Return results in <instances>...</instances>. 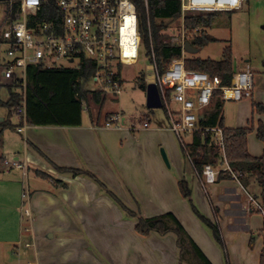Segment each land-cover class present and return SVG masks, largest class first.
<instances>
[{
    "label": "crops",
    "instance_id": "0c3cea01",
    "mask_svg": "<svg viewBox=\"0 0 264 264\" xmlns=\"http://www.w3.org/2000/svg\"><path fill=\"white\" fill-rule=\"evenodd\" d=\"M250 62L238 61L234 56L236 72L247 64L254 71L252 98L235 101L228 92H222L220 98L225 127L249 129L248 153L261 158L264 142L258 138V129L264 127V68L252 67ZM146 81L142 85H149ZM164 112L165 121L159 120L155 127L147 116V128L133 125L122 130L107 129L105 115L94 121L89 117L80 127L27 126L23 132L17 130L24 138L25 151L22 156L17 153L14 160L23 165L21 170L29 184L22 194L27 191L29 200L24 202L21 197L16 211L21 213V234L27 233L26 244L30 245L25 244V259L17 264H180L174 235H140L136 220L126 218L95 181L83 175L59 174L27 141L60 167L94 173L126 205L136 209L133 195L145 217L174 214L212 264H260L264 215L250 204L251 197L261 204L255 180L248 179L247 186L241 179L231 178L206 185L203 175L198 176L184 157ZM189 137L188 144L192 142ZM161 148L168 155L170 168ZM43 173L48 177L44 178ZM181 179L189 182L199 210L218 226L222 245L193 213L181 193ZM26 209L31 214L28 225L23 224ZM0 243L9 244L11 240ZM16 243L18 246L20 241ZM16 248L21 256V247ZM8 260L3 257L0 264H12Z\"/></svg>",
    "mask_w": 264,
    "mask_h": 264
},
{
    "label": "built area",
    "instance_id": "2783aa9c",
    "mask_svg": "<svg viewBox=\"0 0 264 264\" xmlns=\"http://www.w3.org/2000/svg\"><path fill=\"white\" fill-rule=\"evenodd\" d=\"M154 2H175L181 9L179 23L168 42L180 44L183 57L174 60L167 71L161 74L155 60L152 46L150 69L152 78L147 84H155L159 90L162 107L167 113L170 129L183 147L184 137L193 136L201 131L198 123L203 112L211 105L215 92L230 93L235 101L250 99L254 92V71L249 64L237 71L232 84L223 86L218 77L189 70L185 66L188 54L185 45L204 35L203 28H186L188 13L207 14L211 12H233L243 8L245 0H6L0 1L4 7L3 28H0V51L5 49V58L0 62L5 66L3 77L19 87L25 94L27 71L32 66L45 68L71 67L81 68L85 61H91L94 72L91 87L105 97L118 99L123 92L125 71L136 66L145 56L142 52V34L139 23L138 5L143 4L147 15ZM5 27V28H4ZM152 43V42H151ZM191 44V43H190ZM146 57V56H145ZM20 70V74L17 71ZM87 110V109H86ZM18 118L24 125L18 128L23 132L27 127L25 108L19 110ZM122 113L112 114L105 122L107 129L122 130L125 127ZM149 126L148 122L143 124ZM135 128V127H134ZM133 128V129H134ZM213 135V143L223 152L224 160L216 169L206 165L202 172L206 185L217 182L220 174L229 175L239 181L246 176L235 172L224 154V135L220 128L208 129ZM187 160L193 165L188 154ZM9 166L21 169L19 161H4ZM197 175L200 174L197 172ZM22 198L29 200V193L24 191ZM250 204L263 213V206L253 197ZM27 223L31 214L25 210ZM28 231V228L26 229ZM26 246H30L26 244Z\"/></svg>",
    "mask_w": 264,
    "mask_h": 264
},
{
    "label": "trees",
    "instance_id": "16d2710c",
    "mask_svg": "<svg viewBox=\"0 0 264 264\" xmlns=\"http://www.w3.org/2000/svg\"><path fill=\"white\" fill-rule=\"evenodd\" d=\"M138 12L143 43L142 52L151 63L153 46L158 70L164 74L174 60L183 57L182 46L168 42L179 23L181 9L175 2H154L151 5L149 15H147L143 4L138 5ZM219 13L195 15L188 13L185 22L186 28L194 30L200 27L204 30L202 37L193 40V44H191L193 47L203 49L214 42L215 39L209 36L208 31L212 28ZM185 66L189 70L206 73L212 78H220L223 86L231 85L236 74L234 53L230 46L225 47L219 60L201 59L195 56L185 57ZM93 72L94 67L91 61H85L81 68H45L41 65L29 67L25 94L13 83L8 86V101L4 103L0 100V106L4 105L9 109V119L0 121V148L3 147V135L6 130H18L19 126L24 125L23 119L19 126L12 125L10 120V116L18 115L22 108H25L26 124L30 127H80L83 124L84 111L89 114L93 121L95 118H99L106 97L91 87L90 81ZM14 88H17L16 92L13 91ZM221 94L222 91L220 90L215 92L211 105L203 112V119L199 120L198 125L201 131L193 134L190 144L185 147L181 146L182 153L185 158L188 154L192 157L194 168L200 175H202L206 165L220 167L221 161L224 160L223 152L214 145L212 133L206 130L217 127L222 129L225 158L235 172L246 174L240 178L244 185H248V179L253 178L255 180L260 189L259 200L263 206L264 215V155L261 158H254L248 153L247 135L249 129L225 127ZM110 116L107 114L106 120ZM258 138L264 142L263 126L258 129ZM27 144L59 174L83 175L95 181L119 206L126 218L136 220V231L140 235L148 236L152 233L160 236L174 235L180 251V264H212L174 214L166 213L155 217H145L139 202L133 195L132 201L136 209L126 205L94 173L88 170L60 167L31 141H27ZM3 163L4 157L0 156V166ZM41 175L44 178L48 177L45 173ZM218 179H230V176L220 174ZM179 187L195 216L211 231L213 238L222 245L218 226L208 219L194 203L192 190L187 179H181ZM260 264H264V249Z\"/></svg>",
    "mask_w": 264,
    "mask_h": 264
},
{
    "label": "rangeland",
    "instance_id": "374dc122",
    "mask_svg": "<svg viewBox=\"0 0 264 264\" xmlns=\"http://www.w3.org/2000/svg\"><path fill=\"white\" fill-rule=\"evenodd\" d=\"M4 7L0 3V28H3ZM177 30L175 29L173 33L177 34L180 29ZM208 34L215 39L214 42L203 49L196 48L198 50L196 54L188 53L186 57L195 56L201 59L219 60L225 47L230 46L238 61L250 59L252 67L264 68V0H245L241 10L220 12ZM190 43L193 44V41ZM4 49L2 47L0 51L2 59L5 58ZM64 64L67 67L72 66L66 62ZM150 65L147 57L143 56L136 66L126 70L122 95L115 100L111 96L106 97V102L101 110V118L107 114L110 115L111 112L122 113L125 118V128H130L133 125L142 126L147 116L150 117L154 127L159 120L165 121V110L163 108H148L145 93L141 90V85L152 78L153 73ZM4 69L5 66L2 61L0 62V100L6 103L9 99L8 86L13 83L3 77ZM20 72V70L17 71L18 74ZM13 91L16 92L17 88H14ZM1 119H9V109L4 105L0 106ZM10 120L14 126H19L21 123L18 115L10 116ZM83 121L84 123L89 121V114L86 111L83 113ZM3 139L5 145L0 149V156L4 157V161L11 163L17 153L23 155L25 151L24 138L17 133L16 129L6 130ZM184 140L188 145L191 138L189 136L184 137ZM178 142L182 146L179 140ZM8 167L5 163L0 167V185H2V188L0 186V240H11V243L5 245L0 243V262L4 257L9 259L10 263L17 264L25 259L23 251H25L24 247L28 237L27 233L21 234V213L19 209L16 211V208L21 206L22 191L27 189L29 181L23 174V170L14 168L8 173ZM23 217V222H25L23 224L28 225L26 215L24 214ZM16 241H20L18 246L22 249L21 256L17 254Z\"/></svg>",
    "mask_w": 264,
    "mask_h": 264
},
{
    "label": "water",
    "instance_id": "95a60500",
    "mask_svg": "<svg viewBox=\"0 0 264 264\" xmlns=\"http://www.w3.org/2000/svg\"><path fill=\"white\" fill-rule=\"evenodd\" d=\"M6 1V0H0ZM185 50L187 53L193 55L197 53V49L193 47L190 43L185 45ZM141 90L145 93L147 99V107L150 109H160L162 108V101L160 97L159 90L155 84L149 85H141ZM203 119V116L200 117V120ZM162 158L167 165V167H171L170 160L164 148L161 149Z\"/></svg>",
    "mask_w": 264,
    "mask_h": 264
}]
</instances>
